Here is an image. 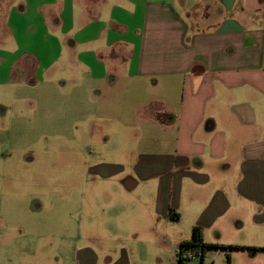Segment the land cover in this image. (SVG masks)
Masks as SVG:
<instances>
[{
  "label": "crops",
  "instance_id": "obj_1",
  "mask_svg": "<svg viewBox=\"0 0 264 264\" xmlns=\"http://www.w3.org/2000/svg\"><path fill=\"white\" fill-rule=\"evenodd\" d=\"M28 97L41 117L68 100L75 134H96L94 117L116 134L77 148L92 193L52 198L94 210L120 240L117 264L148 259L123 233L142 222L168 228L174 264L195 226L205 243L256 248L214 247L197 264H264V0H0V119ZM75 219L58 225V256L92 264Z\"/></svg>",
  "mask_w": 264,
  "mask_h": 264
},
{
  "label": "rangeland",
  "instance_id": "obj_2",
  "mask_svg": "<svg viewBox=\"0 0 264 264\" xmlns=\"http://www.w3.org/2000/svg\"><path fill=\"white\" fill-rule=\"evenodd\" d=\"M46 104L48 107L50 103ZM76 105L75 112L79 109V103ZM155 105L159 109L161 103L155 102ZM34 106L28 97L27 102H16L14 105L25 110L23 116L9 111L7 121L0 119V264H77L73 258L58 256L56 250L63 234L58 225L69 222L71 217H75V222L81 227V238L84 229L91 228L89 242L86 243L98 255L92 264H117L120 254H109V251L116 248L120 240H109L105 226L95 224L100 221L94 219V210L93 218L88 217L86 211L72 215L68 204H59L57 198H52V193H73L75 185L85 188L81 187L82 193H92L91 182H82V173L85 172L81 160L85 155H76L80 151L77 148L93 142L94 147L101 150L102 139L115 137L116 134L102 133L108 123L101 117L87 121L90 129L99 130L96 134L86 133L88 128L79 129L81 132L75 134L74 123L71 122L72 107L68 100L52 101L47 109V117H41L40 109L36 111L38 107ZM82 118L84 122L85 116ZM97 159L95 155V162ZM71 162L75 163L72 168L78 182L70 178ZM35 193L46 195L38 196ZM134 228L131 224L123 233H130L132 239L138 238L143 242L140 249L148 255V259H144L142 264H174L171 257L176 251L172 250L170 235L167 239L164 237L168 232L165 225L158 223L151 228L142 222L136 227L138 230ZM177 231L174 228L172 234ZM82 244L85 242H79V247ZM129 248L134 249L132 246ZM63 249L66 250L65 246ZM109 258H112L111 262Z\"/></svg>",
  "mask_w": 264,
  "mask_h": 264
},
{
  "label": "trees",
  "instance_id": "obj_3",
  "mask_svg": "<svg viewBox=\"0 0 264 264\" xmlns=\"http://www.w3.org/2000/svg\"><path fill=\"white\" fill-rule=\"evenodd\" d=\"M179 213L175 212L174 210H171L168 214V218L172 221H178L179 220ZM253 248L254 247H242V246H219V245H213L205 243L202 236V230L200 227L195 226L192 230V236L189 241L183 242L180 244L178 250H177V264H197L196 260H192L188 255H184L187 249H192V251L199 256V258H203L204 254L211 248ZM199 264H203L201 261Z\"/></svg>",
  "mask_w": 264,
  "mask_h": 264
},
{
  "label": "built area",
  "instance_id": "obj_4",
  "mask_svg": "<svg viewBox=\"0 0 264 264\" xmlns=\"http://www.w3.org/2000/svg\"><path fill=\"white\" fill-rule=\"evenodd\" d=\"M184 255H188L192 260H197L199 256H197L192 249H187Z\"/></svg>",
  "mask_w": 264,
  "mask_h": 264
}]
</instances>
